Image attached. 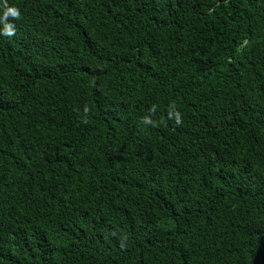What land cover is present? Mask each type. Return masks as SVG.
<instances>
[{"label": "trees", "instance_id": "16d2710c", "mask_svg": "<svg viewBox=\"0 0 264 264\" xmlns=\"http://www.w3.org/2000/svg\"><path fill=\"white\" fill-rule=\"evenodd\" d=\"M0 264H264V0H0Z\"/></svg>", "mask_w": 264, "mask_h": 264}, {"label": "clouds", "instance_id": "9594fccd", "mask_svg": "<svg viewBox=\"0 0 264 264\" xmlns=\"http://www.w3.org/2000/svg\"><path fill=\"white\" fill-rule=\"evenodd\" d=\"M9 14L18 18L20 16V11L15 7H7L4 14V18L6 19ZM3 35L8 37L14 36L15 35L14 26H12L11 24H5L3 28Z\"/></svg>", "mask_w": 264, "mask_h": 264}]
</instances>
